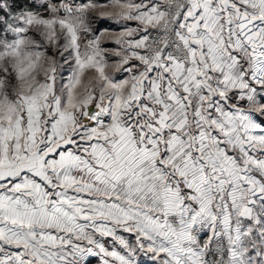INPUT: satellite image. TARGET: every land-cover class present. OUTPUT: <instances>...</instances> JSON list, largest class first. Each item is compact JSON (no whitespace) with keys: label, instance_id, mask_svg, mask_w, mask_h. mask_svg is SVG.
<instances>
[{"label":"snow or ice","instance_id":"snow-or-ice-1","mask_svg":"<svg viewBox=\"0 0 264 264\" xmlns=\"http://www.w3.org/2000/svg\"><path fill=\"white\" fill-rule=\"evenodd\" d=\"M0 264H264V0H0Z\"/></svg>","mask_w":264,"mask_h":264}]
</instances>
